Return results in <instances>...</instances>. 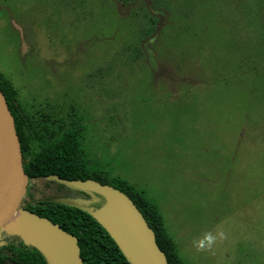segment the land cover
<instances>
[{"label":"rangeland","instance_id":"1","mask_svg":"<svg viewBox=\"0 0 264 264\" xmlns=\"http://www.w3.org/2000/svg\"><path fill=\"white\" fill-rule=\"evenodd\" d=\"M0 81L25 164L74 131L182 264H264V0H0Z\"/></svg>","mask_w":264,"mask_h":264},{"label":"trees","instance_id":"2","mask_svg":"<svg viewBox=\"0 0 264 264\" xmlns=\"http://www.w3.org/2000/svg\"><path fill=\"white\" fill-rule=\"evenodd\" d=\"M0 87L14 115L23 153L27 144L24 142L20 116L14 104H11L10 97L13 92L1 81ZM24 168L29 176L24 208L49 218L66 232L74 234L78 238L81 257L85 264H133L90 211V208L100 209L106 203V199L102 195L78 189L69 183L73 180H87L89 177L101 181L86 171L82 150L74 131L63 135L55 145L45 148L28 164L24 163ZM52 191L59 194L54 195ZM122 191L134 201L154 230L157 243L166 253L168 262L182 264L151 202L132 188L123 186ZM79 199L93 200L82 207L78 204ZM0 264H48V262L36 247L26 244L19 235L3 231L0 237Z\"/></svg>","mask_w":264,"mask_h":264},{"label":"water","instance_id":"3","mask_svg":"<svg viewBox=\"0 0 264 264\" xmlns=\"http://www.w3.org/2000/svg\"><path fill=\"white\" fill-rule=\"evenodd\" d=\"M0 237L5 231L36 247L48 264H85L78 238L47 217L24 208L29 176L24 168L20 135L0 87ZM72 186L106 199L93 216L109 232L133 264H170L154 230L134 201L123 191L96 180H73ZM64 201L63 199H60ZM86 205L90 200H85ZM15 228L10 230L8 224Z\"/></svg>","mask_w":264,"mask_h":264},{"label":"bare ground","instance_id":"4","mask_svg":"<svg viewBox=\"0 0 264 264\" xmlns=\"http://www.w3.org/2000/svg\"><path fill=\"white\" fill-rule=\"evenodd\" d=\"M0 165H1V156H0ZM16 220H12L9 224L8 227L10 230H13L15 228V226L13 225L15 223Z\"/></svg>","mask_w":264,"mask_h":264},{"label":"clouds","instance_id":"5","mask_svg":"<svg viewBox=\"0 0 264 264\" xmlns=\"http://www.w3.org/2000/svg\"><path fill=\"white\" fill-rule=\"evenodd\" d=\"M209 240H211V237H208Z\"/></svg>","mask_w":264,"mask_h":264}]
</instances>
